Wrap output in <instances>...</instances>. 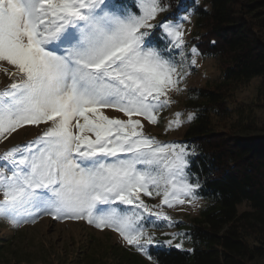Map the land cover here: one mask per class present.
Masks as SVG:
<instances>
[{
	"label": "snow or ice",
	"instance_id": "snow-or-ice-1",
	"mask_svg": "<svg viewBox=\"0 0 264 264\" xmlns=\"http://www.w3.org/2000/svg\"><path fill=\"white\" fill-rule=\"evenodd\" d=\"M169 8L163 0H0V70L9 79L0 89V142L40 128L0 153V218L14 227L42 217L84 221L156 264L149 248L159 241L146 225L173 227L165 207L201 199L195 149L143 130L185 91L199 55L185 39L192 11L178 5L184 15L162 16ZM182 116L173 113L165 131L196 118ZM162 234L177 249L188 237Z\"/></svg>",
	"mask_w": 264,
	"mask_h": 264
},
{
	"label": "trees",
	"instance_id": "trees-1",
	"mask_svg": "<svg viewBox=\"0 0 264 264\" xmlns=\"http://www.w3.org/2000/svg\"><path fill=\"white\" fill-rule=\"evenodd\" d=\"M163 3L173 13L178 5L193 7L192 40L202 55L217 58L221 74L212 86L187 90L196 118L181 138L195 149L191 171L207 202L197 216L177 224L178 232L188 234L182 249L156 238L159 244L149 252L156 264H264V125L236 117L217 128L230 116L236 90L256 76L258 104L264 107V0ZM242 204L246 208L240 210ZM125 253L129 262L132 254Z\"/></svg>",
	"mask_w": 264,
	"mask_h": 264
},
{
	"label": "rangeland",
	"instance_id": "rangeland-1",
	"mask_svg": "<svg viewBox=\"0 0 264 264\" xmlns=\"http://www.w3.org/2000/svg\"><path fill=\"white\" fill-rule=\"evenodd\" d=\"M200 2H204V0H200ZM205 6L209 7V3L206 2ZM185 8L192 11L190 22H183L185 39L189 48H191L192 45H195L192 40L195 36V15L192 6ZM171 13L173 12L169 8V13L161 15ZM176 15L179 17L184 13L176 12ZM152 40L154 44L159 43L158 32L155 33ZM177 59H179L178 56ZM196 59L197 64L192 67L191 74L186 80L185 91L180 94H173L172 98L175 103L171 108L161 113L159 123L151 125L146 121H142L146 135L155 137L159 141L182 143V135L191 122H186L181 127L167 132L165 131L166 124L173 119V113L175 112H182L181 119L183 120H186L189 112H195L188 104V89L204 85L212 86L220 79L221 74L216 57L202 55L199 52ZM7 83H9L8 77L0 70V89ZM259 83L260 79L256 76L246 85L236 90L235 102L231 104L233 110L230 111V116L224 120L221 118L218 121L217 128L228 125L229 121L236 117L241 120L248 118L258 124L260 123L261 126L264 125V107L260 106L258 104L259 100H257ZM237 106L239 108H234ZM103 111L109 117L126 119L122 113H118L113 109H104ZM39 131L40 128L33 126H26L24 129L18 130L6 141L0 142V153L14 145L23 144L33 139ZM199 197L201 199L196 202L195 206L185 204L175 209L165 207L164 210L176 221L175 226L168 227L166 224L157 221L159 225L157 228H153L151 224L146 225L149 232H154L155 237L161 239L160 242L162 243L166 239H170V236L162 233L178 232V223L187 222L191 217L197 216L200 209L207 202L204 197L200 195ZM144 199L149 204L159 202L158 198L154 200L144 197ZM244 208H246L244 204L239 206L240 210ZM176 242L174 241L173 245ZM124 253L132 254L129 262ZM140 261L142 264H151L135 248L124 243L117 233L110 229H96L84 221H59L53 220L51 217H42L35 225L14 227L7 220L0 218V264H141ZM260 261H264V258H261Z\"/></svg>",
	"mask_w": 264,
	"mask_h": 264
}]
</instances>
